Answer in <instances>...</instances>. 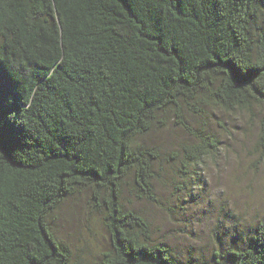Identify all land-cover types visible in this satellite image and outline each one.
Returning a JSON list of instances; mask_svg holds the SVG:
<instances>
[{"label":"trees","instance_id":"obj_1","mask_svg":"<svg viewBox=\"0 0 264 264\" xmlns=\"http://www.w3.org/2000/svg\"><path fill=\"white\" fill-rule=\"evenodd\" d=\"M208 107L264 110V0H0V264H73L48 219L86 189L110 239L100 264H264V217L183 259L121 203L127 184L157 201L160 154L138 139L167 112L190 138L167 160L186 187L219 148L188 121ZM256 143L264 157V114Z\"/></svg>","mask_w":264,"mask_h":264},{"label":"rangeland","instance_id":"obj_2","mask_svg":"<svg viewBox=\"0 0 264 264\" xmlns=\"http://www.w3.org/2000/svg\"><path fill=\"white\" fill-rule=\"evenodd\" d=\"M263 114L261 107L227 112L208 107L200 117L187 119L195 129L206 126L219 148L194 168L195 175L185 180L183 189L178 165L169 168L167 160L169 152L178 151L190 138L169 112L164 126L138 139L160 154L153 182L157 201L136 198L127 184L121 203L148 221L152 242L166 243L183 259L208 261L214 251L239 245L264 217V157L256 143ZM89 194L86 189L68 196L48 219L58 241L69 248L73 264H100L110 249L103 215L88 207Z\"/></svg>","mask_w":264,"mask_h":264}]
</instances>
